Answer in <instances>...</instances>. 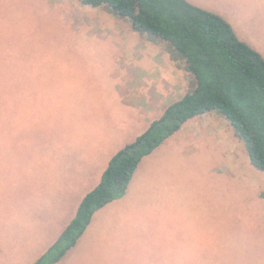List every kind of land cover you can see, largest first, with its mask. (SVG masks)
<instances>
[{
	"label": "rangeland",
	"instance_id": "374dc122",
	"mask_svg": "<svg viewBox=\"0 0 264 264\" xmlns=\"http://www.w3.org/2000/svg\"><path fill=\"white\" fill-rule=\"evenodd\" d=\"M187 1L264 58V0ZM173 54L104 6L0 0V264H33L110 157L193 88ZM263 191L228 122L198 115L57 264H264Z\"/></svg>",
	"mask_w": 264,
	"mask_h": 264
},
{
	"label": "trees",
	"instance_id": "16d2710c",
	"mask_svg": "<svg viewBox=\"0 0 264 264\" xmlns=\"http://www.w3.org/2000/svg\"><path fill=\"white\" fill-rule=\"evenodd\" d=\"M79 1L104 6L146 38L166 44L185 61L194 84L110 157L98 184L83 195L74 216L33 264L61 261L93 214L125 193L141 160L198 115L215 112L223 117L243 141L250 164L264 173V58L225 19L187 0Z\"/></svg>",
	"mask_w": 264,
	"mask_h": 264
},
{
	"label": "crops",
	"instance_id": "0c3cea01",
	"mask_svg": "<svg viewBox=\"0 0 264 264\" xmlns=\"http://www.w3.org/2000/svg\"><path fill=\"white\" fill-rule=\"evenodd\" d=\"M192 1H193V0H192ZM197 1H198V0H197ZM192 4H193V5H194V4L199 5V4H197L196 2H194V3H192ZM143 113H144V114H145V113L147 114V111L144 110ZM146 114H145V115H146ZM132 177H133V176H132ZM131 179H132V178H131ZM111 202H112V201H111ZM102 208H103V207H102ZM100 209H101V208H100ZM100 209H99V210H100ZM99 210H97V211H99ZM97 211H96V212H97ZM96 212L93 214L90 223H91L92 220L94 219V217H95V215H96ZM90 223H89V225H90ZM89 225H88V226H89Z\"/></svg>",
	"mask_w": 264,
	"mask_h": 264
}]
</instances>
